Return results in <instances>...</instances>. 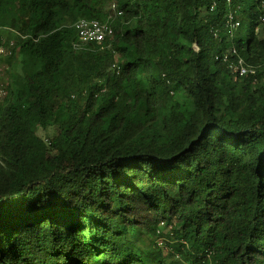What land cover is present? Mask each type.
<instances>
[{
    "label": "trees",
    "instance_id": "trees-1",
    "mask_svg": "<svg viewBox=\"0 0 264 264\" xmlns=\"http://www.w3.org/2000/svg\"><path fill=\"white\" fill-rule=\"evenodd\" d=\"M261 1L0 0V264H264V82L215 60L264 61ZM163 228L171 260L138 255Z\"/></svg>",
    "mask_w": 264,
    "mask_h": 264
},
{
    "label": "built area",
    "instance_id": "built-area-1",
    "mask_svg": "<svg viewBox=\"0 0 264 264\" xmlns=\"http://www.w3.org/2000/svg\"><path fill=\"white\" fill-rule=\"evenodd\" d=\"M226 3L228 6H231L232 0H226ZM260 8L261 14L259 16V22L264 26V0L261 1ZM111 12L112 14H110L108 19L104 22L98 20H79L74 25L79 43L101 45L106 40L111 39L113 36L112 21L115 17L121 15V12L117 11L115 6L111 7ZM225 28L229 39H234V35L240 29V22L237 19V9H229L225 20ZM219 34V31L214 32L215 37ZM13 46L14 43L11 40L7 41V43L4 42L0 44V80L4 78L7 73L8 68L6 64H4V60L11 56V49ZM194 49L197 51L198 47L194 46ZM215 60L225 64L234 78L259 77L264 79V61L258 64H249L238 54L233 46L229 48L228 52L225 54L216 55ZM5 85L6 84L0 83V102L6 96Z\"/></svg>",
    "mask_w": 264,
    "mask_h": 264
},
{
    "label": "rangeland",
    "instance_id": "rangeland-1",
    "mask_svg": "<svg viewBox=\"0 0 264 264\" xmlns=\"http://www.w3.org/2000/svg\"><path fill=\"white\" fill-rule=\"evenodd\" d=\"M239 32H241L243 34V37L246 40V38H247L246 24L242 27V29ZM236 35H237V33L234 36L236 37ZM7 40H8L7 35L3 34L2 31H0V42L4 43ZM7 76H8V74L5 75V77L0 80V83L6 84L7 83ZM262 80L264 82V79H262ZM172 99L174 102H178V103L182 104L184 108H191L193 106L191 100L188 99L186 97L185 93L179 89H178V92L175 95H173ZM37 134L42 139L46 140V139H49L53 136V130L50 128L46 131L38 130ZM161 232H162V234L165 233V236L162 235V237L156 238L155 243L153 245H145V244L139 243L138 247H136V253L138 255H143L144 253H146V254L151 256L152 253L155 251V249H158V250L160 249L163 251V254L166 256V259H167L166 262L168 263L171 260V258L167 257V255L168 254H176V250L179 248L181 240H178L175 237L174 233L170 231V228H167V230H164V228H163V230ZM130 235H133V233H131ZM130 237H131V240L136 242V238L134 236H130ZM160 243H161V245H160ZM146 250L148 252H146ZM175 260H180V259L176 258Z\"/></svg>",
    "mask_w": 264,
    "mask_h": 264
}]
</instances>
